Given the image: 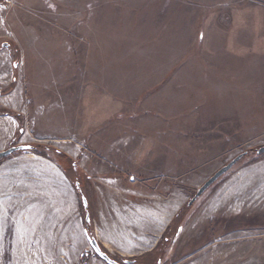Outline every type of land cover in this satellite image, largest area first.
Listing matches in <instances>:
<instances>
[{
    "label": "rangeland",
    "instance_id": "374dc122",
    "mask_svg": "<svg viewBox=\"0 0 264 264\" xmlns=\"http://www.w3.org/2000/svg\"><path fill=\"white\" fill-rule=\"evenodd\" d=\"M11 147L0 264H264V0H0Z\"/></svg>",
    "mask_w": 264,
    "mask_h": 264
},
{
    "label": "water",
    "instance_id": "95a60500",
    "mask_svg": "<svg viewBox=\"0 0 264 264\" xmlns=\"http://www.w3.org/2000/svg\"><path fill=\"white\" fill-rule=\"evenodd\" d=\"M8 1H12V0H8ZM3 48H6L7 45L3 44L2 46ZM21 150H26L23 147H11L8 150L1 152L0 153V160L6 157L11 156L12 154L19 152ZM259 154H264V147L260 148L258 150ZM244 155L238 156L235 160H233L230 164H228L227 166H225L224 168H222L219 172H217L204 186L203 188L198 192L199 194L206 190L208 187L212 186L214 183H216L222 176H224L226 173H228L232 168L235 167V165L243 158ZM85 201V200H84ZM193 201L190 202V206L192 205ZM91 245L93 246V248L95 249L97 255L104 260L107 264H118L116 261L112 260L111 258H109L107 255H105L104 253H102L100 251V248L98 247L97 243L93 240L90 239ZM125 264H133L132 261H125Z\"/></svg>",
    "mask_w": 264,
    "mask_h": 264
},
{
    "label": "crops",
    "instance_id": "0c3cea01",
    "mask_svg": "<svg viewBox=\"0 0 264 264\" xmlns=\"http://www.w3.org/2000/svg\"><path fill=\"white\" fill-rule=\"evenodd\" d=\"M255 237V236H253ZM257 237V236H256ZM247 237H245V235H242V234H236L235 236H233L232 234L228 235L226 238H224V240L226 242H233V243H236L237 246H239L241 244L242 247L245 246V240L248 241V244L247 246L248 247H251L249 248V259L250 261H254L255 259V254H256V258H260V254H261V251H260V244H259V240H254L255 238H253V240L251 241L252 243H250V240L248 239ZM255 242H257L256 244V247H255ZM250 262V263H251Z\"/></svg>",
    "mask_w": 264,
    "mask_h": 264
},
{
    "label": "trees",
    "instance_id": "16d2710c",
    "mask_svg": "<svg viewBox=\"0 0 264 264\" xmlns=\"http://www.w3.org/2000/svg\"><path fill=\"white\" fill-rule=\"evenodd\" d=\"M26 149H29V148H26ZM101 251V250H100ZM106 255V254H105Z\"/></svg>",
    "mask_w": 264,
    "mask_h": 264
}]
</instances>
